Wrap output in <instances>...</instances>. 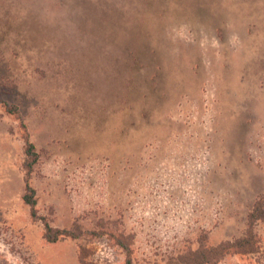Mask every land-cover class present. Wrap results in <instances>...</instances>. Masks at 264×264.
<instances>
[{
	"label": "rangeland",
	"instance_id": "rangeland-1",
	"mask_svg": "<svg viewBox=\"0 0 264 264\" xmlns=\"http://www.w3.org/2000/svg\"><path fill=\"white\" fill-rule=\"evenodd\" d=\"M208 254L264 264V0H0V264Z\"/></svg>",
	"mask_w": 264,
	"mask_h": 264
},
{
	"label": "trees",
	"instance_id": "trees-1",
	"mask_svg": "<svg viewBox=\"0 0 264 264\" xmlns=\"http://www.w3.org/2000/svg\"><path fill=\"white\" fill-rule=\"evenodd\" d=\"M28 192V191H27ZM23 196V201L25 204H27L28 206H30V209H31V216L32 218L34 217V211H33V207L35 205V201H34V195H33V191L32 190H29V192ZM258 210L256 209L254 211V213L252 214V218H259V215H258ZM44 229H45V237L47 239L48 242H54L56 240V236H50L52 230L51 228L48 226V225H44ZM212 251H215V250H212ZM210 260H209V254L208 255H202V261H196L194 264H204V263H208Z\"/></svg>",
	"mask_w": 264,
	"mask_h": 264
}]
</instances>
